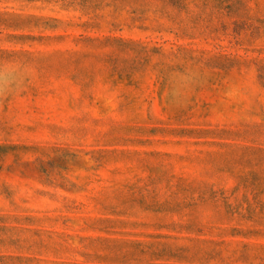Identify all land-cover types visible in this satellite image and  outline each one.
<instances>
[{
    "label": "rangeland",
    "instance_id": "374dc122",
    "mask_svg": "<svg viewBox=\"0 0 264 264\" xmlns=\"http://www.w3.org/2000/svg\"><path fill=\"white\" fill-rule=\"evenodd\" d=\"M0 264H264V0H0Z\"/></svg>",
    "mask_w": 264,
    "mask_h": 264
}]
</instances>
